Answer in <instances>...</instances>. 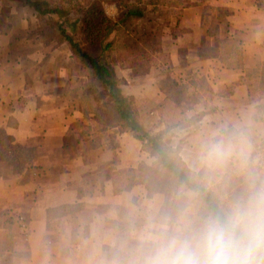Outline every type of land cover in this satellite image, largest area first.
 Here are the masks:
<instances>
[{"label": "crops", "instance_id": "obj_1", "mask_svg": "<svg viewBox=\"0 0 264 264\" xmlns=\"http://www.w3.org/2000/svg\"><path fill=\"white\" fill-rule=\"evenodd\" d=\"M162 6L169 18H148L160 24L168 60L143 80L116 66L121 90L156 105L151 134L165 129L158 106L176 87L187 90L185 116L200 117L175 129L171 144L226 212L246 201L245 192H264V0ZM37 22L17 1L0 0V264H153L173 238L190 236L211 215L185 187L179 211L143 184L118 187L117 173L160 161L133 132L102 131L97 111L69 107L64 92L87 85V72L67 44L23 49L17 30ZM214 145L222 155L211 153ZM204 170L219 178H201ZM246 178L251 188L242 190Z\"/></svg>", "mask_w": 264, "mask_h": 264}, {"label": "trees", "instance_id": "obj_2", "mask_svg": "<svg viewBox=\"0 0 264 264\" xmlns=\"http://www.w3.org/2000/svg\"><path fill=\"white\" fill-rule=\"evenodd\" d=\"M15 1L36 15L39 24L34 29L36 44L47 41L67 44L74 58L87 69L90 84L77 85L64 92L69 107L86 113L97 111L102 131L113 128L131 131L144 148L153 152L159 159L160 165L157 168L142 164L137 169L117 173L115 179L118 187L123 190L134 184H143L153 192H162L167 195L169 207L174 211L184 208L186 198L180 188L185 187L198 195L203 206V215H222L224 212L221 200H217L218 197L216 198L210 189L197 182L193 172L184 168L178 158V147L174 148L171 144L175 129L184 128L200 117L188 119L185 116V111L190 105L187 90L176 87L172 95L158 106V114L165 123V129L158 134H151L138 120L143 110L137 100L123 94L121 86L126 81L119 78L115 70L117 64L121 63L122 66L134 70L135 74L143 73L144 78L153 66L163 64L161 58H166L165 63L167 62V56L162 52L157 39L160 24L153 23L148 16L155 13L157 17L169 18L171 10L164 9L162 5L169 4L171 8L182 0H87V8L81 9L82 15L77 19L72 18V12L68 8L52 0ZM107 4L121 8L117 20L106 14L104 5ZM55 17L59 20L52 26L54 30L50 26L46 29L45 26L50 25ZM149 20L152 23L151 29L146 27ZM5 22L2 21L3 31L9 32L12 25ZM133 25H137L139 31L133 34L125 33V30ZM77 33L85 40H94L97 53L88 52L84 48L83 40L77 38ZM16 39L14 36V43ZM113 54L118 56L117 63L110 61ZM99 87L104 89L105 96L103 101L96 102L95 96L99 94ZM261 120L264 122L263 117ZM77 126L79 124L74 125L72 131H75ZM81 130L89 131L85 126ZM256 190L254 188L248 193L245 192L246 201L238 200L235 203H246L249 195L254 196Z\"/></svg>", "mask_w": 264, "mask_h": 264}, {"label": "clouds", "instance_id": "obj_3", "mask_svg": "<svg viewBox=\"0 0 264 264\" xmlns=\"http://www.w3.org/2000/svg\"><path fill=\"white\" fill-rule=\"evenodd\" d=\"M211 153L223 149L214 145ZM153 264H264V192L208 216L190 236L173 238Z\"/></svg>", "mask_w": 264, "mask_h": 264}, {"label": "rangeland", "instance_id": "obj_4", "mask_svg": "<svg viewBox=\"0 0 264 264\" xmlns=\"http://www.w3.org/2000/svg\"><path fill=\"white\" fill-rule=\"evenodd\" d=\"M52 1L57 3V4H59V5H61V6H63V7L68 8V10L70 12H72V14H71L72 18H75V19H77L78 17H81V15H82L81 9H85L88 6V1L87 0H73V1L72 0H52ZM71 1H72V3H70ZM104 10H105L106 14L113 20H117L119 18V16H120V12H121V8H119L117 5H112V4L104 5ZM22 15H23V13H22ZM58 20L59 19L57 17H55L54 20L51 22V24L45 26V28L47 29L49 26L52 27L53 25H55V22H57ZM38 25L39 24L37 22V27H38ZM150 25H152V23L147 22V26L146 27L149 26L148 28L151 29L152 26H150ZM41 26H43V24H41ZM52 28L54 30V27H52ZM34 29H36V27ZM34 29L30 28V30H22L21 28H19L17 30L18 33H19L18 35L21 38V39H19L21 41L20 43L23 44L22 45L23 49H26V50L27 49H33V48H37L38 46L39 47L47 46L48 43H57L56 41H47L45 43L42 42L41 44H36L35 36H34V34H35ZM132 29L134 31H132ZM139 29L140 28L137 25H133V26H130V28H127L125 30V33H129V32H131V34H133L134 32L137 33V31H139ZM77 38L83 40L84 48L88 52H92L94 54L97 53V47H96V44L94 43V40H89V39L85 40V38L80 36V33H77ZM158 38H159V34H157V39ZM22 39H23V41H22ZM120 40L121 39H119V41ZM25 43H26V45H25ZM96 43H98V42H96ZM74 60L82 66L81 72L84 73L86 71L87 72V76H88L87 69L78 60H76L75 58H74ZM165 60H166V58L165 59L161 58V61H163V63H165ZM110 61L112 63H117L118 62L117 54H113V56L111 57ZM117 66H122V65H121V63H118ZM84 75H85V73H84ZM135 76H136L137 80H143V77H142L143 73L135 74ZM88 78H89V76H88ZM88 81H89L88 84H90V79ZM98 92H99L98 96H95L97 98L96 102L103 101L104 100V96H105V92H100L99 89H98ZM137 102H138L139 107H141V109L143 110V112L140 115L138 120H139L140 124L142 126H144V127H147L148 131L150 132V130H152V128L155 129L158 126L157 125V120L156 119L154 120V116H152V113L150 112L151 109H153V107L156 106V105L154 103H152V102L146 101L145 99H138ZM153 165L156 166V164H153ZM157 167L158 166H156V167L152 166L150 168H157ZM215 177H218V176L215 175V173H212L211 171L204 170V171L201 172V178H206L207 180L208 179H212L214 181ZM218 178H216V179H218ZM248 182L251 183V179L250 178H246L247 185H246V187H241L242 190H245V189L248 190V189L251 188L249 186Z\"/></svg>", "mask_w": 264, "mask_h": 264}]
</instances>
